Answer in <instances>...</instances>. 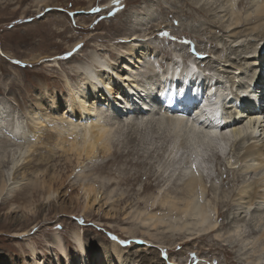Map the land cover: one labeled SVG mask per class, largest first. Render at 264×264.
<instances>
[{
    "label": "rangeland",
    "instance_id": "rangeland-1",
    "mask_svg": "<svg viewBox=\"0 0 264 264\" xmlns=\"http://www.w3.org/2000/svg\"><path fill=\"white\" fill-rule=\"evenodd\" d=\"M46 1V4H49L48 8L43 5L35 10L37 7L35 6L36 0H0V120H3L5 124L2 128L0 127V264H41L43 260L46 261L47 259L54 262V264H59L57 259H60L62 264L64 261V264H66V257L58 249L53 236L63 240L72 264H79L78 262L96 264L95 254L100 249V244L96 245L93 240L99 239L102 244L103 240L105 243L108 240L110 243V240L114 242L113 235L117 236L119 240L121 239L119 242L122 245L121 248L125 247L121 255L129 252L128 248L131 249L133 244L144 246L143 243L146 241L144 244L150 247L142 250L141 257H138L139 253L137 251H133L135 257L131 258V261L128 259L127 264H148L149 262L146 259L149 261V258H151L149 264H235V261H237V264H247L246 260L248 258H242V252L236 251L240 245L237 246L236 241L229 239L231 228L228 226L213 235V238L216 237L223 246L216 244L215 239L212 237H208V239L193 240L190 243L179 245L175 247V251H171L167 248L170 245L169 243H160L164 240L167 241L165 235L160 234L162 231L160 227L159 229L151 228L148 230L151 232L148 233L152 234L153 237L155 236L153 239L156 241L148 240L147 234L143 236H146L145 240L141 241L142 231H147L148 226L142 224L141 226L139 224L140 220L134 217L133 213L145 206L144 202L143 204L138 202L139 198L140 201H146L152 195H157L159 189L154 188L156 187L154 186L155 193L153 188V190L148 191L150 194L143 192L140 189L143 187L140 185L141 181L134 187V190L131 189L130 184L115 183L113 191L106 193V195L103 194L102 198H99L96 205L93 206L92 211L84 215L85 197H83L80 190L82 182L94 181L100 189L102 183L105 184L109 178H117L119 181V179L125 177L134 178L142 174L140 178L143 179L152 175L156 185H158L157 183L162 184V179L165 180L171 174L176 162L183 155L184 160L189 159L185 158L190 153L185 129L181 131L180 134L182 135L179 137V135H172L173 133L170 132L168 124H164L166 126L163 125L162 127L160 124L158 126L156 121L150 123L149 126L142 127L125 125L124 130L117 138L118 140L113 143L111 148L112 150L122 148L126 149L125 152H130L108 163L103 169L96 168L98 164H104L107 161L106 156L99 150L92 158L86 159L84 157V161L81 158L79 162L78 156L68 155L72 157L70 158L71 164H67L66 161L69 158L61 156L63 150L55 143L58 136L61 135H67L72 139L74 137L73 133L82 140L79 130L90 125L85 121H80L82 115H79L77 106L71 101L72 90L79 91V83L85 81L84 77L83 79L79 77V63L87 62L93 65L95 76L98 77L101 68L97 63L92 62L89 58L90 55L98 53L109 64L114 65V63L122 60L125 51L130 50V48L126 49L127 43L125 42H128V44L129 42L139 44L142 41L149 43L150 53L153 52L152 48H154V54L157 58L156 60L155 57H152L156 61L155 66H165L167 61H163L162 64L161 61L166 60V58L174 59L172 60V66H175L177 60H182L183 65L181 67L187 66L192 61L196 63V67L207 68L206 71L203 70L206 73L219 75L220 78L228 76L230 78L229 84L232 82L233 76L248 81L249 77L243 75L246 72L244 68L241 67L243 71L238 73L232 68L235 64L232 67H229V65L233 61L239 62V58L237 59L238 54L241 53L243 54L241 56H245L246 49L251 48L252 50V47H250L252 44L248 42H253V39L257 41L258 38L253 35V32L251 35L241 37L243 39L239 38L236 42L225 34L227 32L219 31L218 26L222 25L225 27L224 30L229 31L231 27L227 26L232 23L236 15L243 14L244 17L246 16L244 11L251 8L253 5L252 0H230L232 2H229V0H120L119 6H113V9L117 8L118 11L113 16H109L112 13L109 11L110 9H101L102 3L105 4L109 0H96L95 4L88 10L84 8H87L89 0ZM53 2L55 4L50 5ZM117 2L119 0L115 3L117 4ZM218 4L223 7L230 4V7L227 6L226 8L231 9L223 11L226 8L217 7ZM202 5L205 8L213 6L218 10L204 13L203 18V15L200 16L197 11V8ZM213 13L216 17H211V15H214ZM204 19L210 20L212 27ZM215 23L216 27L214 26ZM249 26L247 24L243 28ZM249 31L251 30L249 29ZM217 32L224 37L217 43L220 45L218 51L205 52V49H211L213 44L217 42V40L212 39L213 34L217 36ZM164 33H167V35H164ZM134 37L135 39L131 41L130 39ZM77 45H82V47L77 49ZM230 45L231 48H228ZM179 47L184 49L180 51ZM235 48L236 50L239 48L237 53L234 52ZM225 56L230 57L231 60L225 62ZM217 60H220L221 63ZM150 61H152L151 58ZM210 65H213L214 68L209 69ZM142 66L143 64H141V70L143 69ZM222 67L228 69L229 72H223L226 70H223ZM140 69L135 71L141 72ZM237 73L240 77L237 76ZM247 74L249 73L247 72ZM147 75L149 76L151 73ZM139 76L142 77V75ZM151 83L148 88L150 90L154 88L153 82ZM234 89L235 86L232 93H236ZM246 99L255 103L257 96H247ZM57 108L60 110L58 111ZM43 110L46 113H55H51L50 116L46 117L44 124L38 126L34 117L36 113H43ZM233 110L227 106L224 113ZM57 112H60L59 115L56 114ZM247 128L250 130L251 127L247 126ZM2 130L3 133H1ZM16 132L18 133L16 134ZM254 132H257L254 139L245 138L241 140L235 138V140H231L230 145L227 147L228 152L224 154L225 156L220 158L215 156L212 161H209L210 172L213 174L211 176L215 178L214 181L211 178V182L208 181L210 190L206 191V198L216 202L219 212H223V215L215 216V219L216 217L219 219L218 224L228 222L227 218L233 216L231 208L234 206L232 196L235 191L245 183H254L260 180L262 176L264 177V169L261 167L257 170L248 169L249 163L246 162V164L242 160L246 146L252 142L255 143V141L260 143L264 141V126L258 127ZM17 136L21 139L16 138ZM131 139H135V141ZM21 140L23 143H21ZM40 140L43 142H40ZM233 141L236 142L233 144ZM158 148L162 150H158ZM37 155L38 157H36ZM40 156L45 159L43 163L39 162L37 165L29 163L30 159L33 162L35 158ZM19 158H21V161L15 165L13 160ZM230 162H237V166L232 171L236 172L239 176L238 179L236 177L233 180V172L229 166ZM159 174L163 177H160ZM51 175L65 180L64 186L66 187H64V191L68 192L66 197L63 198H65L66 206L69 207L70 212L58 213L54 209L56 201L61 202L59 197H56L57 193L48 199L49 194H46L45 190L40 192L33 189V185H40L43 182L42 178L44 181H48ZM224 176L225 178H223ZM175 177L163 189L170 186L169 190L172 191L175 188L176 194H180L179 190L182 188L184 181L179 183ZM4 186L5 190L2 189ZM58 186H60V182L56 184L54 182L53 188H58ZM213 187H215V192L212 190ZM163 189L162 191H167ZM102 190L104 191H101V194L105 192V189ZM127 190L129 191L127 192ZM261 190H264V188H261ZM122 194H124V198H122ZM179 194L177 195L179 196ZM145 195H148V198L147 196L144 197ZM210 195L211 197H209ZM212 196L214 197L212 198ZM256 205L254 204L252 207L254 208ZM245 207H249V211L246 208L240 211L243 210L242 217L245 218L244 225H246V229L244 225L242 226L243 230L247 231L245 236L252 231V227L257 222H259L258 231L263 233L264 214L255 216L251 206L246 204ZM158 211V213L164 212L163 210ZM133 222L136 227L138 226L137 229L132 224ZM126 228H132L138 234L124 232ZM74 231H79L85 250L80 249ZM114 231H120L118 232L120 234ZM254 232L257 233L255 228ZM122 233L126 234L128 238ZM138 242L142 243L139 244ZM233 242L235 243L232 244ZM156 244L158 245L156 246ZM262 244H260V250L264 246ZM202 249L204 250L202 251ZM251 253H254L253 249L246 252L249 256ZM141 258L143 259L141 260ZM200 259H208V261L201 263L199 262Z\"/></svg>",
    "mask_w": 264,
    "mask_h": 264
},
{
    "label": "bare ground",
    "instance_id": "bare-ground-1",
    "mask_svg": "<svg viewBox=\"0 0 264 264\" xmlns=\"http://www.w3.org/2000/svg\"><path fill=\"white\" fill-rule=\"evenodd\" d=\"M116 1L117 0H109L105 4L102 3L101 9L102 10L110 9L109 11H111L112 13L109 16L111 15L113 16L114 14H117L118 12L117 8L113 9V6L115 5L119 6L120 0L119 2H117V4L115 3ZM232 1L229 0V2ZM46 2H47L46 0H36L35 6L37 7L36 9L35 8L34 9L37 10L40 6L42 7L43 5L46 8L47 6H49V4H46ZM95 2L96 0H89V4L87 8L84 9L87 10L90 9L93 6V4H95ZM252 3L253 5L251 6V8H248L246 11H244L246 15L245 17L243 16V14H238L233 18L231 24H229L228 26L225 25L227 27H231L229 31L224 30L225 27L222 25L218 26L219 31L227 32L225 34L233 38L235 41L243 36L251 35L253 32H254L253 35H255L258 38L257 41L253 39V42H248L249 44L250 43L252 44L250 46L252 47V50L251 48H248V50L246 49L245 56H241L243 55L241 53L238 54L237 59L239 58V62L236 63L233 61L232 64L229 65V67L230 66L232 67L235 64L232 68H234V70L237 71L238 73L240 71L241 72L243 71L241 67L244 68L246 72L243 73V75L249 77L248 81H245L243 79H238L237 77L235 78V76H233L232 77L233 80L229 84L230 78L228 76L226 78H220L219 75L215 76V75H211L210 73H206L203 70L206 71L207 68L203 69L200 67H196L197 66L196 63H193L192 61L187 66L181 67L183 65L182 60L181 61L177 60L176 62L174 61L175 66L174 65L172 66V60L174 59L166 58V60L163 59L161 61V64L163 61L164 62L167 61L165 62L166 64L165 66L164 65L162 67L161 65L155 66L156 61L153 60V58L155 57L154 48H152L153 52L150 53L149 45H148L149 43L147 44L144 41L140 42L139 44H133L132 42H129L128 44V42H125L127 43L126 49L130 48V50L125 51V54L122 56V60L114 63V65L109 64L106 61V59L101 57L98 53H95V55L91 54L89 58L92 60V62L97 63V65L101 68L98 72L99 73L98 77L95 76V70L94 68H92L93 65H90V63L87 62L79 63L78 74L80 79H83L84 77L85 81L79 83L78 86L79 91H77L76 89L72 90L71 101L74 105L77 106L79 110V115H82L80 121H85L90 125L89 127H85L84 129L79 130L82 140L79 137H76L74 133H73L74 137L72 139L69 138V136L67 135L58 136L55 144L56 146H59L63 150L61 156L69 158L67 159L68 161H66L67 164L71 162L70 158L72 157L68 155H74L76 157L78 156L77 158L79 162V159L81 160V158L84 161V157H86V159L92 158L96 154V151L99 150L104 156H106L107 161L104 164H98L96 168L103 169L108 163L116 160L117 158L123 157L125 153L128 154L130 151L125 152L126 149L120 148V149L112 150L111 148L113 143H115V141L118 140L117 138L118 136H120L119 134H121V132L124 130L125 125L126 126L130 125L131 127L134 126L142 127V126H149L150 123H153L155 121L157 122L158 126L160 124L162 125V127L164 124H168L169 129L171 130L170 132L173 133L172 135L174 136L179 135L180 137V135H182L180 134L181 131L185 129L186 130L185 133L187 135V141H189L190 143L189 144L186 142L187 146L189 145L190 147L189 149L188 148L186 149H188L190 153L185 158H189V159L188 160L185 159L186 160L185 162L184 155L181 158L179 157L180 158L179 161H177L174 166L175 169L173 168V171L171 172L170 175L167 176L165 180L162 179L163 182L162 184L157 183L158 185H156L153 180V176L151 174H150L151 176L142 179L140 178L142 177L141 176L142 174L140 173H139L140 175H137L138 177H134V178L125 177L119 179V181L117 180V178H109V180L105 182V184L102 183V188L100 189L98 188L97 184L94 181L88 180L82 182L80 184V190L83 197H85L84 199L85 202L83 205V208L85 210L84 215L92 211L93 206L96 205V202L98 201L99 198H102L103 194L106 195V193H111L113 191V189L115 188L113 187L115 183L130 184L132 186L131 189L134 190V187L141 181L142 183L140 182L141 183L140 185H142L143 187L140 189L143 192H148L150 189L153 190L154 188H159L158 190L156 189L158 191V194L154 196L150 195L151 197L149 196L150 198L147 199L146 201H140L141 199L139 198L138 202H141L142 204L144 202L145 206L143 209H140L136 211V213H133L134 217H137L138 220H140L139 223L140 225L142 224L143 226L146 225L148 226L147 231L143 229L144 231H142V237L145 234H147L149 238L148 240L152 239L154 241L155 239L153 238L155 236L153 237L152 234H150L151 232L148 230L151 228L159 229L160 227V230H162L160 234L165 235L164 237L167 238V241L164 240L161 241L160 243H169L170 245L167 248H169L171 251H175L174 250L176 249L175 247L190 243L193 240H203V239H208V237L213 238L215 232H218L224 227L228 226L231 228L229 230L230 232L229 239H231V241H236L237 246L240 245V247H238L236 251L239 253L242 252V258L245 257L248 258L246 260L248 262L247 264H264V254H263L264 246H262V249L260 250L261 247L260 244H262L264 232L261 233V231H258L259 222H257L252 227V231L250 233L248 232L247 235L245 236V233L247 231L243 230L242 228V226L244 225L245 218L242 217L243 210L242 212H240L241 209L244 208H246V210L249 211V207H245L246 204L251 206V208H253L252 205L254 206V204L255 205L257 204L256 207L253 208L255 216H261L264 214L263 212L264 190H261V188H264V177L262 176L260 180L254 183H245L244 185L239 187L237 191H235V194H233L232 196L234 206H232L231 208V210H233V212L231 211L233 216L230 217L228 215V217H230L227 218L228 222H222L218 224L219 219L217 217L215 219V216L217 215L219 217L223 215V212H219L218 207H216L217 204L216 202L212 200L210 201L209 198H206V191L210 190V188H208L209 186L208 181H210V178L213 179L214 181L215 178L212 177L213 174H211L210 172L211 166L209 167V163H210L209 161L210 160L212 161V159H214L215 156H218L219 158L221 156L222 157L225 156L224 154L228 152L227 147L230 145L231 140H235V138L241 140L245 138L254 139L255 133H257L254 131H256L258 127L264 126V103L262 107L261 106L262 103L259 105L256 102L253 103L251 100L246 99L247 96L253 97L255 95L257 96V98H260L258 93V91L260 90H262V95H264V54L260 53V49H259L261 44L264 42V0H252ZM54 4L55 3L53 2L50 5H54ZM221 6H222L221 4L220 5L218 4L217 7H221ZM227 6L224 7L226 8ZM216 9L217 8H214L213 6L205 8V6L202 5L200 6V8H197V11L199 12V15L200 16L203 15L204 18V13L207 14L206 12L215 11ZM228 9L230 10L231 8H226L223 11H227ZM40 11H42V9H40ZM186 13L188 14V12ZM214 15H211V17H216V15L215 16ZM204 21L210 23L209 22L210 20L207 21L206 19H204ZM215 22L218 23V21L216 20ZM216 23L214 25L215 27H216ZM211 24L212 23H210L209 26H211ZM247 24H249L250 26L243 28V26ZM249 29L251 31H249ZM247 31L249 32L246 33ZM216 35L217 36L213 34L212 39L215 41L217 40V42L213 44L211 49H205L204 50L205 52L212 53L218 51L219 48L218 46L220 45H218L217 43H219L220 42L219 40L223 39L224 37L223 35L220 36L218 32ZM134 39L135 37L130 40L133 41ZM179 48L180 51L181 49L182 50L184 49L183 47H179ZM228 48H231V45ZM238 50L239 48H237V50L235 48L234 52L237 53ZM150 58L152 59V61H150ZM224 59L225 62L227 61L229 62L231 60L230 57H226V56ZM217 61L221 63L220 60ZM141 64H143L142 70L140 69ZM209 67H208L209 69L214 68L213 65H210ZM139 69L141 70V72L139 71L140 73L137 72ZM223 70H226L223 72H229L228 69H223ZM247 72L249 74H247ZM149 73H151V75L148 76L147 74ZM156 73L159 74V76H157ZM139 75H142V77H140ZM240 81H242V83H240ZM151 82H153L154 85V88L152 90L148 89L149 86H151L149 85ZM210 82H212V84H210ZM234 86H235L234 90H236V93H232V89L234 88ZM227 106L228 108L234 109L232 112L228 111V113L230 114L224 113L226 112ZM57 109L58 111L60 110L59 108ZM60 112H57L56 114L59 115ZM51 113H55V112H51ZM51 113H46V111L44 110L43 113L40 112L36 113L34 118L37 120V125L38 126L43 125L46 120V117L50 116ZM3 125H5L4 121L0 120V127L2 128ZM17 125L19 124L17 123ZM247 126L254 129L251 130L250 128L251 130L250 131L249 128H247ZM1 133H3V130L1 131ZM17 133L18 132H16V134ZM16 138L19 137L17 136ZM163 139L165 140V138ZM14 140L17 141L16 139ZM131 140L135 141V139H131ZM40 142L43 141L40 140ZM235 142L236 141H233L232 143L234 144ZM21 143H23V141ZM160 149L158 148V150ZM36 157H38V155ZM242 160L245 161V163L246 162L249 163L247 167L248 169L257 170V168L260 167L264 169V141L261 143L255 141V143L252 142L251 144L246 146ZM20 161L21 158L13 160L15 165L19 164ZM43 161H45V159L41 158L40 156L39 158H35L33 162L32 159H30L29 163H34L35 165H37L39 162L43 163ZM140 163L143 164L142 162ZM236 163L237 162L229 163L231 171L233 170V168L237 166ZM138 171L142 172L139 169ZM159 176L163 177L160 174ZM160 177H158V179ZM174 177L177 178V181H179V183L181 181H184L181 186L182 188L180 187L181 189L179 190L180 194L177 193L179 194V196L176 194L177 191L175 190V188H173L174 191L173 189L172 191L169 190L170 186L168 188L166 187L165 189H163L164 186L167 185L169 181ZM233 177H234L233 180H235L236 177L237 179L239 178L236 172H233ZM223 178H225V176ZM42 180L43 182L40 185H36V186L33 185V189L35 191H40V192L42 190H45L46 194H49L48 199H50V197L54 196V194L57 193L56 197H59L61 202L56 201V204H54L55 206L54 209L58 213L70 212L69 207L66 206V202L64 200L65 198H63L66 197L67 195L66 193L68 192V191L67 192L64 191V187H66L64 186L65 180L58 179V177L55 175H51L48 178V181H44L43 178ZM45 182L48 183L46 184ZM54 182L55 184L57 182H60V186H58V188H53ZM5 186L2 187L3 190H5ZM59 188L61 189L59 190ZM102 189H105V192L101 194V191H104ZM162 189L167 191H162ZM212 190H214L215 192V187H213ZM128 191L129 190H127V192ZM214 192L212 193L214 194ZM154 193H155V189H154ZM124 194L121 195L122 198H124ZM146 196L148 198V195H145L144 197ZM209 197H211V195ZM213 197L214 196H212V198ZM215 198L217 199V196ZM158 210H163L165 213L162 211H161L162 213H158L159 212ZM131 217L133 218V216ZM132 224L134 225L135 223L133 222ZM134 226L136 227V225ZM245 226L246 225H244V228L246 229ZM137 228L138 226L136 227V229ZM254 228L255 230H257V233L254 232ZM78 232L79 231H74V234L77 235L76 239L79 242L80 249H84V245L81 242V235ZM114 232L120 234L118 233L120 231L117 232L114 231ZM124 232H129L134 234L136 233L135 231L132 230V228H126ZM137 234L138 233H136V235ZM124 235L126 236V234ZM126 237L128 238V236ZM142 237H141V241L142 240L144 241L145 240L144 238L146 236L143 238ZM53 238L55 239V243L58 249H60L64 253L66 257V264H72V260L66 252V248L63 243V240L61 238L59 239L57 236H53ZM213 239H215L214 241H216L215 242L216 244H221V246H223V244L220 243L221 241L216 239V237H214ZM120 240L118 239L117 236L113 235L114 242H111L110 240L109 243L107 240V243H105L103 240V244H105L104 246L101 243L102 241H100L99 239L93 240V243H95L96 245L100 244V249L95 254V259H96L95 261L97 262L96 264H127L128 259L129 261H131V258L135 257L133 256L134 255L133 251H137L139 253L138 257H141L140 254L142 250L150 248L144 244L146 242L145 241L143 243L144 246L133 244L131 249L128 248V251L130 253L126 251L127 253L125 255L127 256L121 255V253H123L122 250H125L124 249L125 247L123 249L121 248L122 245L119 244ZM174 243L175 246L173 247ZM234 243L235 242H233L232 244ZM157 245L158 244H156V246ZM262 245H264V243ZM247 246L249 248H246ZM250 249L251 251L253 249L254 253L253 254L251 253V255L249 256L246 254V252L249 251ZM150 250L152 251V249ZM203 250L204 249H202V251ZM202 251L200 250V252ZM142 259L143 258H141V260ZM146 261L151 263V258H149V261L146 259ZM207 261L208 259L206 260L200 259L199 262L206 263ZM57 263L62 264L60 259H57ZM78 263L90 264L89 262L88 263L78 262ZM41 264H54V262H51L47 259L46 261L43 260ZM235 264H237V261H235Z\"/></svg>",
    "mask_w": 264,
    "mask_h": 264
},
{
    "label": "water",
    "instance_id": "water-1",
    "mask_svg": "<svg viewBox=\"0 0 264 264\" xmlns=\"http://www.w3.org/2000/svg\"><path fill=\"white\" fill-rule=\"evenodd\" d=\"M260 52H261V53H264V43L262 44V47H261Z\"/></svg>",
    "mask_w": 264,
    "mask_h": 264
},
{
    "label": "snow or ice",
    "instance_id": "snow-or-ice-1",
    "mask_svg": "<svg viewBox=\"0 0 264 264\" xmlns=\"http://www.w3.org/2000/svg\"><path fill=\"white\" fill-rule=\"evenodd\" d=\"M164 35H167V33H164ZM76 47H77V49H79L80 47H82V45H77Z\"/></svg>",
    "mask_w": 264,
    "mask_h": 264
}]
</instances>
